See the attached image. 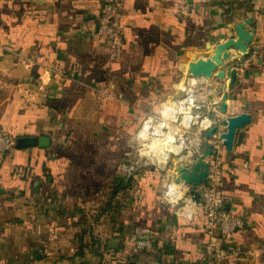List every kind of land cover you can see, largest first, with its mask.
Instances as JSON below:
<instances>
[{
  "label": "crops",
  "instance_id": "crops-1",
  "mask_svg": "<svg viewBox=\"0 0 264 264\" xmlns=\"http://www.w3.org/2000/svg\"><path fill=\"white\" fill-rule=\"evenodd\" d=\"M116 4L124 45L111 63L107 42L90 36L101 0H0V72L10 84L0 94V127L15 140L50 139L45 149L14 142L0 164V264H206L203 215L185 219L162 198L170 177L191 164L181 146L168 170L144 166L106 206L125 154L140 156L132 146L144 121L183 87L194 88L199 113L219 123L218 133L228 117H252L232 151L221 150L220 189L245 227L219 242V264H264V0ZM240 23L255 34L246 58L234 62L240 53L226 51L235 84L193 78L188 63L211 57ZM49 67L68 78L46 74ZM186 204L199 206L191 196ZM140 229L153 253L135 249Z\"/></svg>",
  "mask_w": 264,
  "mask_h": 264
},
{
  "label": "built area",
  "instance_id": "built-area-1",
  "mask_svg": "<svg viewBox=\"0 0 264 264\" xmlns=\"http://www.w3.org/2000/svg\"><path fill=\"white\" fill-rule=\"evenodd\" d=\"M210 2L212 0H200ZM90 36L103 39L109 46V60L111 63L121 59L123 54L122 19L116 0H101L100 13L97 27ZM1 50V46H0ZM256 53L252 54V58ZM251 58V59H252ZM46 74L54 76L59 80L68 77L58 73L52 68L46 69ZM10 84L0 72V94ZM113 88V85L111 86ZM183 95L171 99L167 109L161 115H149L140 128L133 149L139 152V158L132 156L129 151L118 168L120 177L126 181L136 179L144 166L154 167L162 172L169 168L172 158V150L181 146L184 153L191 156V164L185 168L190 169L192 164L203 156L201 140L210 128L218 126L219 123L208 115H202L200 105L197 103L193 87H183ZM15 139L0 127V164L6 155L12 150ZM208 144L213 146V154L208 158L209 172L206 181L197 187L201 202L198 208H190L186 201L190 197L192 189L189 185H180L176 182L178 177L172 175L168 181L162 198L176 208V213L188 220L193 219L196 214H202L207 225V241L205 246L204 260L206 264H219L224 260L226 254L220 249L219 242L244 229L245 222L225 209V197L220 189L222 181L221 150L223 141L220 133L216 132ZM181 186L185 192L176 200L171 198L172 187ZM185 186V187H184ZM149 231L140 229L136 231L137 239L135 249L153 253L155 251L154 241L146 237Z\"/></svg>",
  "mask_w": 264,
  "mask_h": 264
},
{
  "label": "water",
  "instance_id": "water-1",
  "mask_svg": "<svg viewBox=\"0 0 264 264\" xmlns=\"http://www.w3.org/2000/svg\"><path fill=\"white\" fill-rule=\"evenodd\" d=\"M248 25L251 26V23L248 22ZM235 35L226 39L225 36H221L223 40L222 43L216 45L214 53L211 57L208 58H198L190 61L188 63V73L193 78H206L211 79L213 76H216L218 79H225L226 77L230 80V88L235 84L238 70L230 63L224 65V61L230 59V55L226 53L228 49L234 48L240 53V56L234 60L237 61L246 58L249 50V46L253 41V36L255 31H250L247 29L245 23L237 24L234 29ZM225 68V70H224ZM227 105H223V113H226ZM213 119V117H210ZM252 117L248 113H241L236 116L228 117L224 119L222 124L225 126V131L220 133V139L223 141V145L228 151H232L236 134L241 130L245 125L251 123ZM218 132V126L210 128L206 132V140L209 141L213 138V135ZM50 144V139L47 137H19L15 140V148L22 149H31L39 147L41 149L48 148ZM213 146L208 144V148L204 151L203 156L199 158L198 161L190 168L179 167L177 173L179 174L177 183H183L192 187L190 191V196L192 200L200 205L201 198L200 193L197 191V187L203 184L206 181L208 172H209V162L207 161L213 154ZM225 209L228 211V199L225 198Z\"/></svg>",
  "mask_w": 264,
  "mask_h": 264
},
{
  "label": "trees",
  "instance_id": "trees-1",
  "mask_svg": "<svg viewBox=\"0 0 264 264\" xmlns=\"http://www.w3.org/2000/svg\"><path fill=\"white\" fill-rule=\"evenodd\" d=\"M139 175H140V173H139ZM138 175V176H139ZM134 180L135 179H131V180H128V181H126L125 179H123L122 177H120V175H119V177L116 179V181H115V184H114V187H113V189H112V193H111V200H110V202L109 203H106V206H112V201H113V198L118 194V193H120L121 191H123V190H125L127 187H129L133 182H134ZM105 208V207H104ZM154 247H156L155 246V242H154ZM156 249V248H155ZM129 264V263H128ZM130 264H132V263H130Z\"/></svg>",
  "mask_w": 264,
  "mask_h": 264
},
{
  "label": "bare ground",
  "instance_id": "bare-ground-1",
  "mask_svg": "<svg viewBox=\"0 0 264 264\" xmlns=\"http://www.w3.org/2000/svg\"><path fill=\"white\" fill-rule=\"evenodd\" d=\"M183 185H185V184H183ZM185 187V186H184ZM181 188V189H180ZM185 189L186 188H183L182 189V187L181 186H179V187H172V189H171V198L173 199V200H176V199H178L184 192H185ZM178 193H179V197H177V195H178Z\"/></svg>",
  "mask_w": 264,
  "mask_h": 264
}]
</instances>
